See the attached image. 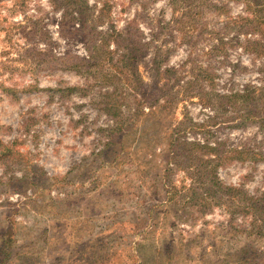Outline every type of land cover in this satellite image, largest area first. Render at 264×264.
Masks as SVG:
<instances>
[{
  "label": "rangeland",
  "instance_id": "374dc122",
  "mask_svg": "<svg viewBox=\"0 0 264 264\" xmlns=\"http://www.w3.org/2000/svg\"><path fill=\"white\" fill-rule=\"evenodd\" d=\"M88 3L107 12L97 31L137 29V76L165 100L116 133L134 107L123 50L97 40L96 64L49 0H0V264H264V121L214 100L264 87L244 0H195L201 19L179 33L172 0ZM156 61L175 73L157 79Z\"/></svg>",
  "mask_w": 264,
  "mask_h": 264
},
{
  "label": "trees",
  "instance_id": "16d2710c",
  "mask_svg": "<svg viewBox=\"0 0 264 264\" xmlns=\"http://www.w3.org/2000/svg\"><path fill=\"white\" fill-rule=\"evenodd\" d=\"M195 0H172V11L173 13L180 11V15L172 20L174 23L175 31L177 33L187 28L188 26L194 27V25L198 24L201 19V13L199 8H196L194 5ZM51 6H53L57 10H61V14L63 16L62 19L66 20L67 25H76V29L71 32V34H75L76 32H80L82 37H84L86 42V51L88 53V57L91 61L100 62V49H94L95 43L97 40L105 47V53L108 55H112L115 51L110 49V45L112 44L116 48H120L123 50V53L118 55L117 58V66H115V76L118 77V80H121L122 83L127 85L132 90L134 107L133 112L126 117V119H131L126 122V125L117 124L116 125V133L129 132L133 126L135 120L140 118L144 111L142 110L143 106H148L151 109L154 105H156L159 100H165V96L158 95L153 102L148 101V90L144 89L143 83L141 79L137 76V67L135 64L136 59L138 58V54H144V49L146 48V44H142L138 36L135 34L137 29L131 26V23H127L125 27L121 29H117L112 24L109 25V32L97 31L98 23L103 24L105 21H102V16L106 15L107 12L104 10V5L99 8L98 15L95 16V6H90L88 0H49ZM25 7V3H21L18 7L15 6V3L10 7V13L14 14L17 10H21ZM196 8L194 12L192 9ZM189 13H188V12ZM238 21L241 22L238 25V29L243 34L250 35L251 37L257 35L258 37L264 38V0H244V16L238 17ZM236 23V22H235ZM244 29H243V28ZM4 32H7V29ZM246 43L248 47L246 48L248 52L254 54L256 56L264 55V41H259L257 39L247 40ZM166 57L165 54H160ZM78 64L74 65V68L78 66L82 67L84 63V59L76 58ZM95 64V65H96ZM156 66V78L160 77L161 73L171 75L175 73L174 68H165L164 72L160 70V61L155 62ZM169 77V76H168ZM170 78V77H169ZM168 78V79H169ZM204 79L203 76H196L194 81H190L185 83V88H190L195 83H198L200 80ZM180 78H176V82H180ZM4 90H6L4 88ZM8 90V89H7ZM142 90L144 92H142ZM114 92L109 93V97L114 98ZM203 106H211L213 101L207 97V95L198 96ZM164 98V99H163ZM214 100L217 102V105L221 107L230 106L234 111L239 112L241 110V117H244V121L254 118L257 120L264 121V87H246L241 93H235L231 96L228 95H215ZM165 103V102H164ZM109 105V103L107 102ZM107 112H110L107 109ZM123 126H125L124 130H122ZM199 126V125H198ZM211 149V148H210ZM213 150V149H212ZM236 151V150H235ZM239 153V152H237ZM216 180V179H215ZM211 182V184H213ZM217 184V183H216ZM229 191L235 190L233 188H228ZM224 193V192H223ZM195 192L192 191L190 195V200L194 199ZM257 199H254L246 194L244 191V206L245 203L247 207L252 210L256 219L261 220V206L254 204ZM264 254V253H263Z\"/></svg>",
  "mask_w": 264,
  "mask_h": 264
}]
</instances>
